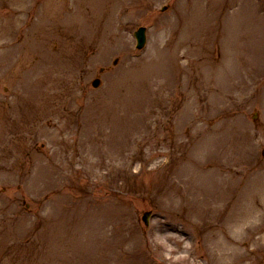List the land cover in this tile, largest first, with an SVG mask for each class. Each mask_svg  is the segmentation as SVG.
<instances>
[{"label": "rangeland", "instance_id": "374dc122", "mask_svg": "<svg viewBox=\"0 0 264 264\" xmlns=\"http://www.w3.org/2000/svg\"><path fill=\"white\" fill-rule=\"evenodd\" d=\"M47 1L0 0V264H264V0H49L25 36Z\"/></svg>", "mask_w": 264, "mask_h": 264}, {"label": "bare ground", "instance_id": "6f19581e", "mask_svg": "<svg viewBox=\"0 0 264 264\" xmlns=\"http://www.w3.org/2000/svg\"><path fill=\"white\" fill-rule=\"evenodd\" d=\"M5 60L8 62V61H9V58H6ZM228 186H230V185H228ZM214 187H216V184L214 185ZM220 191H221V192H220L219 195H218L219 199L222 198L224 195L227 194V192H225V191L222 190V189H221ZM242 196H243V195H242ZM243 212H244V211H241V213H239L238 216H240ZM228 215H230V217H229V221H231V219L234 217V211H231V213L229 212Z\"/></svg>", "mask_w": 264, "mask_h": 264}, {"label": "water", "instance_id": "95a60500", "mask_svg": "<svg viewBox=\"0 0 264 264\" xmlns=\"http://www.w3.org/2000/svg\"><path fill=\"white\" fill-rule=\"evenodd\" d=\"M138 37H139V45H143L144 41H145V34H144V28H141L138 31Z\"/></svg>", "mask_w": 264, "mask_h": 264}]
</instances>
